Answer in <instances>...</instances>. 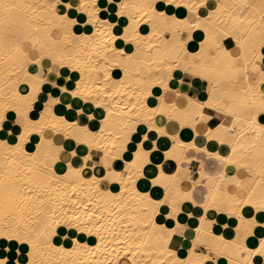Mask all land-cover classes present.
Masks as SVG:
<instances>
[{"label":"snow or ice","instance_id":"snow-or-ice-1","mask_svg":"<svg viewBox=\"0 0 264 264\" xmlns=\"http://www.w3.org/2000/svg\"><path fill=\"white\" fill-rule=\"evenodd\" d=\"M189 123L231 146L201 180L166 167ZM129 211L146 260L264 264V0H0V264H76Z\"/></svg>","mask_w":264,"mask_h":264},{"label":"bare ground","instance_id":"bare-ground-1","mask_svg":"<svg viewBox=\"0 0 264 264\" xmlns=\"http://www.w3.org/2000/svg\"><path fill=\"white\" fill-rule=\"evenodd\" d=\"M175 13H169V15H174ZM199 37V32H197ZM146 35V34H145ZM197 37V39H198ZM123 91V89H121ZM158 95V94H157ZM165 119H167L165 117ZM164 127V125H160ZM206 145L203 146V149H207L210 152H220L222 155H229L231 153V146L228 145L226 149L214 150L210 147V143L214 141V139L209 140L206 136ZM161 141L167 142L168 147H171V139L170 137H162ZM183 142V141H182ZM220 142V141H219ZM242 143H246V141H242ZM31 148L34 149L35 141H31ZM193 144V142L185 143L183 145ZM184 148V147H183ZM168 148H165L163 153L167 151ZM177 162V161H176ZM174 164L175 169L171 171L169 174L175 173L177 163ZM169 164L168 160L166 164ZM235 168V167H234ZM115 191L116 189H111ZM125 220L121 221L119 216L113 217L115 220V225H109L106 232L102 233L105 236V242L101 245L100 249H95L93 245L94 251L91 252H81L80 254L73 257L76 260V264H161V262L165 259L166 253L164 256L160 255H152L148 257L146 260L145 257L148 255L149 250L141 246L137 248L135 245L141 244V241H137L134 238L129 239L126 236V232H131V227H125L128 224L129 219L131 218V212H127L125 214ZM134 222V221H133ZM63 239V235H61V240ZM96 242L99 240L97 238ZM68 264H71V260L68 261ZM171 264V262H169Z\"/></svg>","mask_w":264,"mask_h":264},{"label":"crops","instance_id":"crops-1","mask_svg":"<svg viewBox=\"0 0 264 264\" xmlns=\"http://www.w3.org/2000/svg\"><path fill=\"white\" fill-rule=\"evenodd\" d=\"M196 36L198 37V34H196ZM196 42H199V37L196 40ZM210 127H212L213 129L216 127L215 124H211ZM207 131V127L201 126V132H206ZM180 138L183 142L185 143H190L193 142V144H195V148H177L176 152L174 153V156L177 158H170L169 161L170 163L166 164V167L168 170L173 171L175 169L174 164H172L173 162L178 164V166L176 167L175 173L177 172V169L180 168V176L183 177L185 174V171L192 173L193 177L195 180H201V176H200V159L201 157L199 156V154H197L196 149L200 148L203 149L202 147L206 145V138L204 135H200L199 137L196 136V132L194 129L191 128L190 123L188 125H186L185 129L181 130L180 133ZM161 143H164V141H161ZM228 146V144H221L219 142L218 139L214 138V141L210 143V147L214 150H219V149H226ZM165 148H161L160 149V156H163V151ZM188 153H191V155L194 157V159H189L188 158ZM181 161L182 163V167H181ZM206 173H207V168L205 169ZM224 173L227 174L228 176H233L235 175V168L234 165L229 164L227 167H225L223 169ZM169 172V173H170ZM193 181L192 180H188V179H182L181 183L182 184H186V185H191ZM203 183L206 185L209 183V180L207 178V174L206 176L203 178ZM199 189V186H198ZM198 192V190H197ZM189 208H193L195 206L191 205L190 203L188 204ZM198 215L197 214V219H198ZM213 219H215V217H212ZM227 222V217L219 222V229L220 231L217 233V235L222 234L224 232V224ZM198 225L196 223H194L192 225L193 230L195 229V227H197ZM233 229L235 228V225L232 226ZM228 239H230V237H227Z\"/></svg>","mask_w":264,"mask_h":264},{"label":"rangeland","instance_id":"rangeland-1","mask_svg":"<svg viewBox=\"0 0 264 264\" xmlns=\"http://www.w3.org/2000/svg\"><path fill=\"white\" fill-rule=\"evenodd\" d=\"M95 249H93V251H94Z\"/></svg>","mask_w":264,"mask_h":264}]
</instances>
